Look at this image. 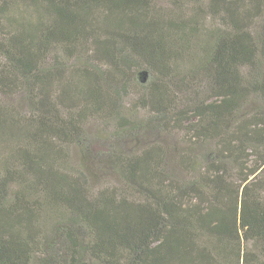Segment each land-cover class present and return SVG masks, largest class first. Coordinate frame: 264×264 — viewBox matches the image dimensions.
Wrapping results in <instances>:
<instances>
[{"label":"trees","instance_id":"trees-1","mask_svg":"<svg viewBox=\"0 0 264 264\" xmlns=\"http://www.w3.org/2000/svg\"><path fill=\"white\" fill-rule=\"evenodd\" d=\"M169 2L0 0V264H264V0Z\"/></svg>","mask_w":264,"mask_h":264},{"label":"rangeland","instance_id":"rangeland-1","mask_svg":"<svg viewBox=\"0 0 264 264\" xmlns=\"http://www.w3.org/2000/svg\"><path fill=\"white\" fill-rule=\"evenodd\" d=\"M160 5L163 7H170L171 3L169 0H160ZM15 101H19V98H16ZM145 111L140 110L139 116H144ZM92 126V124H91ZM96 126L99 128H102V125H98L96 123L94 127ZM108 130H111V126H107ZM190 134L185 133L184 130H173V131H148L147 133H143L142 135H139L136 137L133 141H125L123 144L119 145L118 147L121 148L123 152L127 151H139L143 147L150 145V143L155 144H161L168 148L170 160H169V167L172 169V173L175 175L177 179H184L186 178L185 172L177 167L172 163V157L174 158L177 153L184 152V151H193L195 155H200L204 153L207 150H212L213 145L211 142L202 143V142H196V143H189L188 138ZM100 145L107 146L108 142H99ZM75 145H71V150L69 151V156L65 159V161H61V163H67L69 167L79 168V163L81 161V157L78 155ZM91 151L95 154L96 150ZM192 152V153H193ZM94 158V157H93ZM97 158H95V164H97ZM101 159H104L101 157ZM102 164L106 169L104 171H107V174L102 173L100 170H95L96 176L92 175L89 177V182L91 184V187L94 189H98L102 186L108 185V186H120L121 180L119 179V176L111 171L105 164L102 162H99ZM95 168H91V171L93 173ZM102 169V168H101ZM103 170V169H102ZM99 175V177H98ZM94 176V177H93ZM188 178V176H187Z\"/></svg>","mask_w":264,"mask_h":264}]
</instances>
